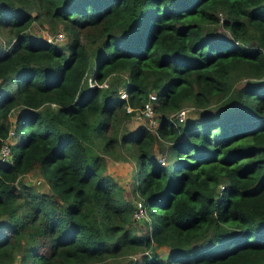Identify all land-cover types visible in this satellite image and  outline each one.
Masks as SVG:
<instances>
[{
    "label": "trees",
    "instance_id": "1",
    "mask_svg": "<svg viewBox=\"0 0 264 264\" xmlns=\"http://www.w3.org/2000/svg\"><path fill=\"white\" fill-rule=\"evenodd\" d=\"M0 34V264H264V0H0Z\"/></svg>",
    "mask_w": 264,
    "mask_h": 264
},
{
    "label": "rangeland",
    "instance_id": "2",
    "mask_svg": "<svg viewBox=\"0 0 264 264\" xmlns=\"http://www.w3.org/2000/svg\"><path fill=\"white\" fill-rule=\"evenodd\" d=\"M218 31L222 33V31H223L222 27L218 26ZM30 32L33 35H43V36H45V38L48 41H51L53 43H58V44L61 43L62 46H64V47H66L67 46L66 44H68V42H69V38L67 37L66 33H64V31L62 30L60 25L57 27L55 34H52L46 26L45 27L39 26L36 23H35V25L32 26ZM4 39H5L4 35L0 34V41L4 40ZM191 114L194 115V112L186 114L185 118H187ZM142 122H143L142 119L133 117L129 122L125 123V128H126V130H132L136 125H138L139 123H142ZM163 157H165V155H163ZM158 158L161 159L162 155H159ZM132 170H133L132 163L129 164L128 162L122 161V160L114 161L110 158L108 159L107 171H109L115 177V179L118 180V182L121 185L126 187V190H128V192H126V196L129 197L130 199L134 198V196H135V195L131 194L132 192L130 190V184H129L131 181L130 175L132 173ZM36 174L30 173V174L26 175L24 177V181L36 183L35 180H37L39 178V176ZM39 180H40V178H39ZM38 183H36V184H38ZM43 187L45 188L46 185L43 184ZM151 213H153V212L151 211ZM157 252H159V254H161L162 256L165 254L164 248L158 249ZM127 260L128 259H126V261Z\"/></svg>",
    "mask_w": 264,
    "mask_h": 264
},
{
    "label": "built area",
    "instance_id": "3",
    "mask_svg": "<svg viewBox=\"0 0 264 264\" xmlns=\"http://www.w3.org/2000/svg\"><path fill=\"white\" fill-rule=\"evenodd\" d=\"M92 74H89L87 77V82L89 86H93L95 83V79L92 78ZM119 97L121 99H125L127 97L126 91L121 90L119 91ZM156 99V95L154 93H149L147 99L145 100V102L143 103V105L141 107H131L130 105L126 104L125 110L128 113H131L132 111H134V117L142 119L143 123L148 127L153 129L156 126V120H155V115H154V110H153V101ZM186 114V109H181L180 111H178L176 113V117L177 119L181 120L184 119ZM174 120V118H173ZM13 135V129L10 128V130L8 131L7 137L3 140V144L0 148V162H6L9 161V157H10V147H9V143H10V139L12 138ZM165 157H163L159 160L162 162L164 161ZM39 180H36V183H38ZM145 213V208L143 206V202L140 199H136L135 200V207L133 209V216L135 218H145L146 216Z\"/></svg>",
    "mask_w": 264,
    "mask_h": 264
},
{
    "label": "crops",
    "instance_id": "4",
    "mask_svg": "<svg viewBox=\"0 0 264 264\" xmlns=\"http://www.w3.org/2000/svg\"><path fill=\"white\" fill-rule=\"evenodd\" d=\"M10 119H11L12 121H14V120H15V118H14V114H13V115H11Z\"/></svg>",
    "mask_w": 264,
    "mask_h": 264
}]
</instances>
